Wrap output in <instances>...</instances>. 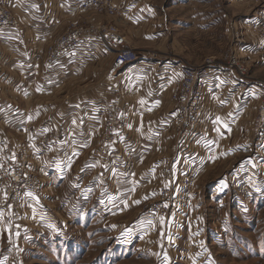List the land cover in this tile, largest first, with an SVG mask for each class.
I'll return each instance as SVG.
<instances>
[{
	"label": "rangeland",
	"instance_id": "obj_1",
	"mask_svg": "<svg viewBox=\"0 0 264 264\" xmlns=\"http://www.w3.org/2000/svg\"><path fill=\"white\" fill-rule=\"evenodd\" d=\"M150 1L157 15L145 28L153 40L135 39L139 49L159 65L173 63L174 72L185 64L201 69L214 61L203 104L212 96L227 98L234 109L239 104L241 126L246 122L240 145L246 150L225 152L219 162L210 157L213 166L199 163L197 224L190 222L187 207L171 217L178 220L175 227L160 233L166 226L156 219L169 218L144 213L157 199L142 205L136 223L117 236V224L112 227L102 214L109 190L93 171L79 169V153L64 151V137L44 124L23 120L20 129L19 121L7 117L8 133L0 139V264H264V0ZM120 18L107 9L77 15L64 28H54L59 33L53 40L40 42L20 40L23 23L20 30L0 31V80L8 82L4 95L13 103L15 81L26 85L52 73L48 70L55 65H47L45 54L66 27L115 29L127 39L131 29ZM252 24L260 29H250ZM33 31L43 37L36 27ZM99 52L109 53L100 41L84 44L57 67L111 62L94 61ZM235 63L238 67L231 66ZM67 73L77 78V70ZM75 85L70 83L71 89ZM71 138V144L79 142ZM69 161L74 167L65 174ZM179 176L177 171L176 181ZM143 217L151 219L147 227L137 223Z\"/></svg>",
	"mask_w": 264,
	"mask_h": 264
},
{
	"label": "crops",
	"instance_id": "obj_2",
	"mask_svg": "<svg viewBox=\"0 0 264 264\" xmlns=\"http://www.w3.org/2000/svg\"><path fill=\"white\" fill-rule=\"evenodd\" d=\"M113 1L121 9L119 23L131 29L129 33L126 31V40L139 55V61L114 72V53L104 55L99 52L94 54V61L110 59L111 62L100 65L87 63L73 67L56 65L52 70H48L52 73H47L43 81H31L26 85L22 80L15 81V94L18 96L13 103L4 95L5 91H2V87L8 82L0 80V139L5 138L8 133L4 130L7 117L19 121L20 129L23 127V120L31 119L36 126L44 124L46 128L54 129L57 134L62 135L63 150L79 153V169L84 166V172L93 171L92 177H97L109 190V194L104 198V201L108 202L104 203L102 214L110 218L112 227L117 224L118 236L125 227L128 229L131 223H136L142 205L156 199L163 185L162 169L167 159H173L178 169L182 167V163L187 166H199L200 162L203 165L207 162L213 166L215 160L209 161L210 157L216 155L219 159L216 161L219 162L220 158L225 159V152L246 150V147L240 145V130L246 126V122L241 126L239 111H242V108H239V104L234 109L231 106L233 102L227 98L212 96L204 104L200 125L182 141L177 135L172 114L171 96L178 78V72L173 69L176 65H159L152 62L153 59L149 58L151 54L141 51L135 41L142 37L148 41L153 40L151 31L146 33L145 27L149 26L152 18L157 15L155 6L150 0ZM12 8L14 15L21 22V27L22 23L24 24L22 32L25 37L21 34L20 40L33 39V42H40L42 39L53 40L59 33H56L54 28L60 25L64 28L71 18L76 17L70 0H15ZM35 27L38 33H43V37L33 36L36 34L33 31ZM28 33H31L30 37ZM214 65L217 64L214 63L212 68ZM15 70L24 71L21 68ZM75 70L77 78H70L67 72L73 73ZM162 75H167L168 78L165 79L167 76ZM72 82H76V85L71 89ZM225 83L227 82L224 80L221 82ZM23 85L29 89H24ZM99 104L120 105L128 120V126L122 136L117 135L111 142L104 141L105 119L99 111ZM6 108L14 110L8 115L5 113ZM40 119L43 122L39 123ZM20 129L18 134L22 133ZM71 137H76L79 142L74 140L71 144ZM87 137L90 138L88 145L81 143L86 141ZM0 145L2 146V143ZM14 147L16 148V144ZM218 153L223 154L217 155ZM69 162L64 166L65 174L74 167L72 161ZM126 163L131 167L128 172L113 169L116 164ZM197 183L188 206L191 218L189 220L196 224L199 197L196 195ZM150 220L144 218L137 223L147 227ZM156 220L159 221V226L161 223L166 226L164 229H158L160 233L171 230L178 221Z\"/></svg>",
	"mask_w": 264,
	"mask_h": 264
},
{
	"label": "built area",
	"instance_id": "obj_3",
	"mask_svg": "<svg viewBox=\"0 0 264 264\" xmlns=\"http://www.w3.org/2000/svg\"><path fill=\"white\" fill-rule=\"evenodd\" d=\"M15 0H0V31L18 30L20 22L13 13ZM73 14L83 15L95 11L107 9L114 16L121 15V9L114 5L112 0H70ZM250 29L258 31L259 25H248ZM100 41L108 51L114 53L113 71L119 72L125 67L139 61V55L135 50L127 46L126 38L117 30H104L101 27H66L63 34L58 35L47 49L45 61L47 65H58L65 59L78 51L84 44ZM89 45V44H88ZM214 61L201 69H195L188 64L178 69V78L174 84L172 100V114L177 135L185 140L200 125L204 113L203 97L205 92V79L211 74ZM238 67L236 63L231 65ZM241 72L240 69H238ZM229 77L228 73H225ZM264 104V101H263ZM264 106V105H263ZM99 111L105 119L104 135L105 142H111L117 135H122L126 126L127 118L124 110L119 105L99 104ZM264 119V108L260 111ZM163 185L155 200L149 207L145 208V214L173 217L187 208L194 194L197 182L198 164L187 166L182 163L181 168H176L173 159H167L163 166ZM116 171H129L130 164H116L113 167ZM177 171L179 177L176 181ZM184 213V212H183Z\"/></svg>",
	"mask_w": 264,
	"mask_h": 264
},
{
	"label": "bare ground",
	"instance_id": "obj_4",
	"mask_svg": "<svg viewBox=\"0 0 264 264\" xmlns=\"http://www.w3.org/2000/svg\"><path fill=\"white\" fill-rule=\"evenodd\" d=\"M113 1V0H112ZM115 5V4H114ZM19 22H20V20L19 19H17ZM20 26H21V22H20ZM6 31V30H5ZM56 66V65H55ZM203 100H204V97H203ZM204 105V104H203ZM120 106V105H119ZM127 122H128V120H127ZM127 126H128V123H127ZM126 126V127H127ZM126 129V128H125ZM120 136H122V135H120Z\"/></svg>",
	"mask_w": 264,
	"mask_h": 264
},
{
	"label": "snow or ice",
	"instance_id": "obj_5",
	"mask_svg": "<svg viewBox=\"0 0 264 264\" xmlns=\"http://www.w3.org/2000/svg\"><path fill=\"white\" fill-rule=\"evenodd\" d=\"M29 195H31V194H29Z\"/></svg>",
	"mask_w": 264,
	"mask_h": 264
}]
</instances>
